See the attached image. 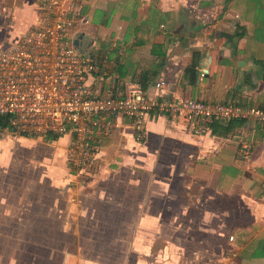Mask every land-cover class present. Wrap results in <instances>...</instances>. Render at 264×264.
I'll use <instances>...</instances> for the list:
<instances>
[{
  "label": "crops",
  "instance_id": "1",
  "mask_svg": "<svg viewBox=\"0 0 264 264\" xmlns=\"http://www.w3.org/2000/svg\"><path fill=\"white\" fill-rule=\"evenodd\" d=\"M74 1L67 39L98 62L87 82L103 95L140 87L264 108V0ZM38 7L0 0V51L32 28ZM194 132L150 111L138 138L119 114L110 132L90 131L94 160L76 170L71 132L16 137L0 124V162L23 150L37 170L7 207L17 209L15 228L40 230L13 241L41 251L11 252L9 264H217L225 252L264 264V123L218 119ZM241 142L251 147L246 159Z\"/></svg>",
  "mask_w": 264,
  "mask_h": 264
},
{
  "label": "built area",
  "instance_id": "2",
  "mask_svg": "<svg viewBox=\"0 0 264 264\" xmlns=\"http://www.w3.org/2000/svg\"><path fill=\"white\" fill-rule=\"evenodd\" d=\"M76 7L74 0H39L32 28L20 32L11 46L0 51V119L14 136L42 139L71 132L67 156L71 166L81 170L94 160L90 131L110 132L119 114L132 118L138 138L150 111L179 116L198 135L218 119L264 123L261 107L154 97L140 87H130L122 96L103 95L98 86L87 82L98 62L88 48L67 39ZM164 83L158 80L154 85L159 88ZM45 144L54 145L51 140ZM250 151V145L241 142L242 157L248 158ZM228 241H233L232 235ZM235 256L225 252L217 264H238Z\"/></svg>",
  "mask_w": 264,
  "mask_h": 264
},
{
  "label": "rangeland",
  "instance_id": "3",
  "mask_svg": "<svg viewBox=\"0 0 264 264\" xmlns=\"http://www.w3.org/2000/svg\"><path fill=\"white\" fill-rule=\"evenodd\" d=\"M27 158L31 159L22 150L19 159L16 157L11 161L0 162V264H9L8 254L11 252L39 253L41 251L37 245L20 244L18 241H13L18 235L22 237L24 232L26 235L32 234L33 237H38L40 230L25 231L24 225H19L21 229L15 228L13 215H17V209L12 212L7 207L8 202L15 201L18 196L24 195L26 184H31V175L37 171L26 161Z\"/></svg>",
  "mask_w": 264,
  "mask_h": 264
},
{
  "label": "trees",
  "instance_id": "4",
  "mask_svg": "<svg viewBox=\"0 0 264 264\" xmlns=\"http://www.w3.org/2000/svg\"><path fill=\"white\" fill-rule=\"evenodd\" d=\"M0 124H1V125H5L6 123L3 122V120L0 119Z\"/></svg>",
  "mask_w": 264,
  "mask_h": 264
},
{
  "label": "water",
  "instance_id": "5",
  "mask_svg": "<svg viewBox=\"0 0 264 264\" xmlns=\"http://www.w3.org/2000/svg\"><path fill=\"white\" fill-rule=\"evenodd\" d=\"M74 44H76V42H74Z\"/></svg>",
  "mask_w": 264,
  "mask_h": 264
}]
</instances>
